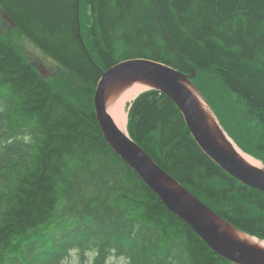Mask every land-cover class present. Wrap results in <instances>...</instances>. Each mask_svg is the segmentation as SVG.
<instances>
[{
  "label": "trees",
  "instance_id": "obj_1",
  "mask_svg": "<svg viewBox=\"0 0 264 264\" xmlns=\"http://www.w3.org/2000/svg\"><path fill=\"white\" fill-rule=\"evenodd\" d=\"M0 10L58 66L44 78L0 31V264H59L71 250L92 253L93 264L110 255L129 264H235L112 150L93 96L101 71L132 57L194 68L220 125L264 162V0H0ZM126 112L129 136L156 164L264 239V191L210 159L168 96L144 90Z\"/></svg>",
  "mask_w": 264,
  "mask_h": 264
},
{
  "label": "water",
  "instance_id": "obj_2",
  "mask_svg": "<svg viewBox=\"0 0 264 264\" xmlns=\"http://www.w3.org/2000/svg\"><path fill=\"white\" fill-rule=\"evenodd\" d=\"M0 15L14 26L7 14L0 10ZM35 68L45 78L42 67ZM47 72L54 74L52 71ZM195 74L194 68L191 73H185L146 57H132L117 62L102 70L97 81L93 96L96 119L112 150L138 174L163 205L188 225L215 253L235 264H264V245L240 237V234H249L213 211L156 164L131 139L128 132L118 128L107 112L106 94L109 88L120 89L141 82L148 86L147 89L160 91L177 105L190 134L210 159L243 184L264 191V169L246 162L237 152L234 141L193 83Z\"/></svg>",
  "mask_w": 264,
  "mask_h": 264
},
{
  "label": "rangeland",
  "instance_id": "obj_3",
  "mask_svg": "<svg viewBox=\"0 0 264 264\" xmlns=\"http://www.w3.org/2000/svg\"><path fill=\"white\" fill-rule=\"evenodd\" d=\"M0 31L15 43V45L18 47V49L20 50V52L27 61H29L32 65L35 64L38 67L40 66L42 67V69L44 70L43 74L47 75L45 76L46 79L47 78L52 79L55 76V71L58 70V66L56 62L53 61V59H51L50 57H47L43 52L37 49L28 39H26L15 29H13L12 26L7 21H4L1 15H0ZM47 71H52L54 72V74L50 75ZM218 92H220L221 94V103L225 105L228 111L230 112V113L227 112L226 115H235L238 112V108L233 106V104L226 98L227 95L222 94L220 89H218ZM69 95L72 96L71 93H69ZM247 155L256 159L255 157H253L248 153ZM256 160H258L257 163L261 165L263 164L259 159ZM92 259H93L92 253L82 254L77 250H71L61 260L59 264H93ZM126 261L127 260L123 257L110 255V257L106 259L104 264H125Z\"/></svg>",
  "mask_w": 264,
  "mask_h": 264
},
{
  "label": "bare ground",
  "instance_id": "obj_4",
  "mask_svg": "<svg viewBox=\"0 0 264 264\" xmlns=\"http://www.w3.org/2000/svg\"><path fill=\"white\" fill-rule=\"evenodd\" d=\"M47 76V75H45ZM49 76V75H48ZM147 85L143 84L141 82H134L131 84L126 85L123 88L120 89H113L110 88L107 90L106 94V107L107 112L110 114V116L115 121L116 125L120 130L123 132H127L126 124H127V112H126V106L128 107V104L143 90L147 89ZM235 149L240 154V156L248 163L261 167L264 169V165L257 163L258 160L250 157L247 155V153H243L242 150L237 147L236 144H234ZM262 162V161H261ZM263 163V162H262ZM240 237L247 238L249 241L258 242L264 245V240L259 239L256 236L252 235H244L240 234Z\"/></svg>",
  "mask_w": 264,
  "mask_h": 264
},
{
  "label": "clouds",
  "instance_id": "obj_5",
  "mask_svg": "<svg viewBox=\"0 0 264 264\" xmlns=\"http://www.w3.org/2000/svg\"><path fill=\"white\" fill-rule=\"evenodd\" d=\"M125 264H129V262L126 261Z\"/></svg>",
  "mask_w": 264,
  "mask_h": 264
},
{
  "label": "flooded vegetation",
  "instance_id": "obj_6",
  "mask_svg": "<svg viewBox=\"0 0 264 264\" xmlns=\"http://www.w3.org/2000/svg\"><path fill=\"white\" fill-rule=\"evenodd\" d=\"M35 67H37L35 64H33Z\"/></svg>",
  "mask_w": 264,
  "mask_h": 264
}]
</instances>
